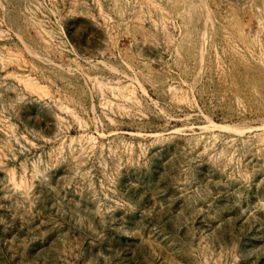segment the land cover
<instances>
[{"label": "rangeland", "instance_id": "obj_1", "mask_svg": "<svg viewBox=\"0 0 264 264\" xmlns=\"http://www.w3.org/2000/svg\"><path fill=\"white\" fill-rule=\"evenodd\" d=\"M0 264H264V0H0Z\"/></svg>", "mask_w": 264, "mask_h": 264}]
</instances>
